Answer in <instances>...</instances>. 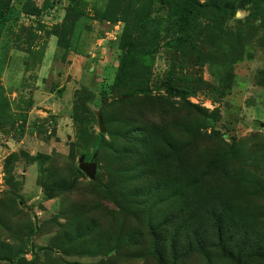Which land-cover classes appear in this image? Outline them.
I'll return each mask as SVG.
<instances>
[{
	"label": "rangeland",
	"instance_id": "obj_1",
	"mask_svg": "<svg viewBox=\"0 0 264 264\" xmlns=\"http://www.w3.org/2000/svg\"><path fill=\"white\" fill-rule=\"evenodd\" d=\"M1 10L0 264H264V0Z\"/></svg>",
	"mask_w": 264,
	"mask_h": 264
},
{
	"label": "water",
	"instance_id": "obj_2",
	"mask_svg": "<svg viewBox=\"0 0 264 264\" xmlns=\"http://www.w3.org/2000/svg\"><path fill=\"white\" fill-rule=\"evenodd\" d=\"M79 166L82 170H84L91 178H95L97 175V160L96 154L94 153L91 160H86V155L82 154L79 159Z\"/></svg>",
	"mask_w": 264,
	"mask_h": 264
},
{
	"label": "trees",
	"instance_id": "obj_3",
	"mask_svg": "<svg viewBox=\"0 0 264 264\" xmlns=\"http://www.w3.org/2000/svg\"><path fill=\"white\" fill-rule=\"evenodd\" d=\"M8 11H0V32L2 31L3 27H4V23L9 19L8 18ZM101 138H102V134H99L97 141L95 142V148L97 149L98 145L101 142ZM96 154V153H95ZM86 155V154H85ZM87 156V155H86ZM93 156V155H92ZM96 160H97V154H96Z\"/></svg>",
	"mask_w": 264,
	"mask_h": 264
}]
</instances>
